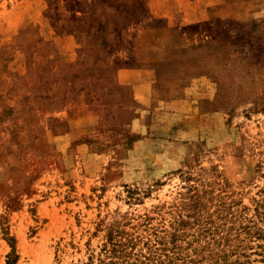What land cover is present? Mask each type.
<instances>
[{
	"label": "rangeland",
	"instance_id": "rangeland-1",
	"mask_svg": "<svg viewBox=\"0 0 264 264\" xmlns=\"http://www.w3.org/2000/svg\"><path fill=\"white\" fill-rule=\"evenodd\" d=\"M188 1L0 0V264H264V0Z\"/></svg>",
	"mask_w": 264,
	"mask_h": 264
},
{
	"label": "crops",
	"instance_id": "crops-1",
	"mask_svg": "<svg viewBox=\"0 0 264 264\" xmlns=\"http://www.w3.org/2000/svg\"><path fill=\"white\" fill-rule=\"evenodd\" d=\"M199 1V0H198ZM198 1H188V6L191 8L190 10H188L185 14L188 16V18H192L194 17V19H197V15H198V11H199V6L200 4L198 3ZM219 1V0H217ZM149 95L148 94H144V93H137L136 97L140 100V101H145L147 99Z\"/></svg>",
	"mask_w": 264,
	"mask_h": 264
},
{
	"label": "bare ground",
	"instance_id": "bare-ground-1",
	"mask_svg": "<svg viewBox=\"0 0 264 264\" xmlns=\"http://www.w3.org/2000/svg\"><path fill=\"white\" fill-rule=\"evenodd\" d=\"M154 99H155V97H154Z\"/></svg>",
	"mask_w": 264,
	"mask_h": 264
}]
</instances>
